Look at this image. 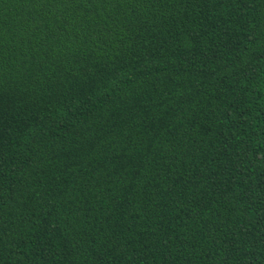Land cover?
I'll return each instance as SVG.
<instances>
[{"label":"trees","instance_id":"16d2710c","mask_svg":"<svg viewBox=\"0 0 264 264\" xmlns=\"http://www.w3.org/2000/svg\"><path fill=\"white\" fill-rule=\"evenodd\" d=\"M0 264H264V0H0Z\"/></svg>","mask_w":264,"mask_h":264}]
</instances>
